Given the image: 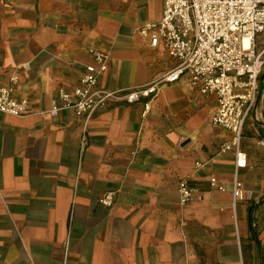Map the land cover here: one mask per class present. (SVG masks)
<instances>
[{
    "label": "crops",
    "instance_id": "0c3cea01",
    "mask_svg": "<svg viewBox=\"0 0 264 264\" xmlns=\"http://www.w3.org/2000/svg\"><path fill=\"white\" fill-rule=\"evenodd\" d=\"M163 3L0 0V86L15 79L13 97L30 112L0 113V264H264V69L243 128L241 200L233 155L220 153L230 135L211 122L216 99L185 79L89 119L49 113L93 50L110 57L98 81L107 90L172 70L164 47L137 34ZM255 47L264 50V31ZM180 181L193 191L186 205Z\"/></svg>",
    "mask_w": 264,
    "mask_h": 264
},
{
    "label": "built area",
    "instance_id": "2783aa9c",
    "mask_svg": "<svg viewBox=\"0 0 264 264\" xmlns=\"http://www.w3.org/2000/svg\"><path fill=\"white\" fill-rule=\"evenodd\" d=\"M262 31L264 0H164L160 20L143 25L137 34L148 40L150 48L159 44L164 47L175 61L172 70L143 87L107 90L98 87V81L107 72L110 57L93 50V65L85 68L79 86L70 92L59 90V104L53 102L49 113L71 111L89 119L108 104L152 100L164 88L185 79L202 96L216 99L211 122L230 135L220 153L233 155L232 196L241 200L238 172L246 168L241 140L245 121L257 101L258 80L264 69V50L257 52L255 47V37ZM15 83L11 79L9 86H0V113L24 117L30 113L28 103L13 97ZM210 185L215 186L214 178ZM177 189L181 204H188L193 191L185 181H180ZM99 203L110 207L113 194H104Z\"/></svg>",
    "mask_w": 264,
    "mask_h": 264
}]
</instances>
